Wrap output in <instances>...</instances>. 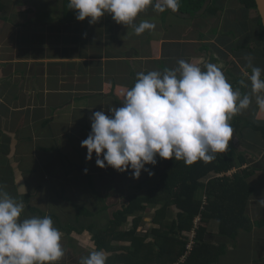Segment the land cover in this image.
I'll list each match as a JSON object with an SVG mask.
<instances>
[{"label":"crops","instance_id":"obj_1","mask_svg":"<svg viewBox=\"0 0 264 264\" xmlns=\"http://www.w3.org/2000/svg\"><path fill=\"white\" fill-rule=\"evenodd\" d=\"M158 2L153 0V4ZM235 2L229 6L231 0H226V11L216 15L203 12L195 16L197 11L192 16L188 0L178 10L190 14L189 19L150 5L138 14L134 25L148 20L155 28L136 35L133 25L118 24L108 13L91 24L89 18L78 21L76 11L68 7L69 0H0V186L24 203L20 220L41 217L28 211L29 206L50 216L53 226L55 220L76 224L74 206H79L93 214L86 222L103 228L113 212L127 205V196L144 195L155 186L158 177L153 173L142 170L139 178H133L130 169L118 172L96 166L95 153L90 161L85 159L87 149L81 142L91 131L90 117L96 111L110 116L109 108L122 106L137 73L175 69L181 59L220 62L228 82L230 73L242 76L249 59L264 70L258 58L243 56L236 48L246 33L239 30L243 14ZM242 79L248 85L243 86V95H250L252 102L235 118L255 128H241L240 136L233 131L226 154L240 168L217 178L251 170L247 182L253 195L246 214L254 225L236 244L227 245L218 264H264V224L256 225L264 220L260 203L264 200V110L258 107L250 82ZM20 185L26 188L25 195L18 191ZM197 197H206L205 191L200 189ZM160 208V204L147 205L138 214L142 218L138 232L158 227L153 219ZM176 213L168 206L163 221L171 222ZM133 218L124 229L131 227ZM207 226L204 242H224L215 222ZM62 233V258L69 251L88 254L96 250L88 233ZM148 240H153L152 234Z\"/></svg>","mask_w":264,"mask_h":264},{"label":"clouds","instance_id":"obj_2","mask_svg":"<svg viewBox=\"0 0 264 264\" xmlns=\"http://www.w3.org/2000/svg\"><path fill=\"white\" fill-rule=\"evenodd\" d=\"M150 5L159 12H176L180 0L155 4L153 0H69L68 7L76 11L78 21L89 18L91 24L108 13L118 24L133 25L134 33L140 35L155 28L148 20L134 25L138 14ZM222 68L220 62L181 59L175 69L137 73L122 106L109 108L110 116L93 112L91 131L81 142L87 149L85 159L90 161L95 153L96 166H109L118 172L130 169L133 178H139L142 170L152 175L145 165H155L157 156L192 164L210 162L215 153L226 152L233 137L229 121L247 109L252 98L233 89ZM262 73L264 70L253 66L250 59L241 70L258 107L264 110ZM239 83L248 86L245 79ZM17 189L26 194L23 185ZM260 203L264 205V200ZM24 208L22 201L0 186V264H56L65 254L60 242L63 233L47 215L20 220ZM108 256L104 250H92L79 264H107Z\"/></svg>","mask_w":264,"mask_h":264},{"label":"trees","instance_id":"obj_3","mask_svg":"<svg viewBox=\"0 0 264 264\" xmlns=\"http://www.w3.org/2000/svg\"><path fill=\"white\" fill-rule=\"evenodd\" d=\"M207 1L210 0H191V15L194 16ZM237 1L241 7V14H243L241 18L244 22L239 26V30L243 28L246 35L243 41L236 43V48L242 50L241 55L250 54L264 65V32L255 2L254 0ZM184 2L188 0H180L179 8ZM225 11L226 0H212L206 13L216 15ZM231 33L233 34V31ZM234 48H230L231 53ZM259 67L262 69L261 66ZM246 70L251 71L250 68ZM230 75L232 78L229 83L233 89H238L243 95V86L239 83L242 76L236 77L232 73ZM235 117L236 115L229 123L239 136L241 128H255ZM262 133H264L263 129ZM156 160L155 165H145V168L158 177L155 186L149 188L144 195L127 196V205L113 212L111 219L103 228L97 229L93 223L86 222L85 220L93 214L82 207L74 206L76 224H78L62 232L77 235L88 233L93 247L109 254L107 264H218L220 257L226 253L227 245L236 244L238 237L242 233L251 231L254 225L246 214L248 203L253 195V187L247 182L251 170L246 168L238 170L231 177L217 178L219 174H225L233 168H240L226 152L215 153L214 159L210 162L198 160L187 164L184 160H165L159 156ZM206 179H208L207 183H205ZM200 189L205 191V204L202 198L197 197ZM28 199L29 196L24 198L26 205ZM158 204L161 208L155 211L153 219V223L158 227L148 233L138 232V226L142 220L138 214L144 212L147 205ZM170 205L177 210L176 217L171 222L163 221L166 209ZM26 208L31 213L44 217L38 210L29 206ZM83 217L85 219L81 220ZM130 217H134L132 225L126 230L123 227ZM196 218H199L197 223H195ZM211 221L217 224V234L224 239V242L219 244L204 242V236L208 231L207 225ZM263 224L264 220H259L256 225L259 227ZM192 231H194L193 238ZM151 234L153 240L149 241ZM190 241L193 242L192 249L185 256L184 262H181ZM113 243L120 245L114 246ZM79 262L76 259L64 263L56 262V264H79Z\"/></svg>","mask_w":264,"mask_h":264},{"label":"water","instance_id":"obj_4","mask_svg":"<svg viewBox=\"0 0 264 264\" xmlns=\"http://www.w3.org/2000/svg\"><path fill=\"white\" fill-rule=\"evenodd\" d=\"M254 2H255L256 11H257V14H258V16L260 18L261 25H262L263 32H264V0H254ZM209 4H210V1H207L203 5L202 9L195 14V16L201 15L203 12H206ZM169 10H170V12H172L174 15L178 16L179 18H183V19L191 18V15L186 13V12H183V11H180V10H177L176 12H173L171 9H169ZM263 51H264V41H263Z\"/></svg>","mask_w":264,"mask_h":264},{"label":"rangeland","instance_id":"obj_5","mask_svg":"<svg viewBox=\"0 0 264 264\" xmlns=\"http://www.w3.org/2000/svg\"><path fill=\"white\" fill-rule=\"evenodd\" d=\"M235 5L236 4V2H235V0H231V3L230 4H228L229 6H231V5ZM181 7V6H180ZM183 9H184V7H182ZM200 11V10H199ZM194 18V17H193ZM76 222V221H75ZM54 223H55V226L54 227H56V228H59V229H61V231L62 230H64V229H67L68 227H70V226H73V227H76L77 226V224H74V223H70V222H66V220L65 221H59V220H55L54 221ZM85 224H86V222H84ZM143 234V233H142ZM72 251H69V256L68 257H66V258H61L58 262L59 263H61V262H66V261H68V259L69 260H71V261H73V260H78V261H80L81 260V258L82 257H87L88 255H89V253L88 254H80L79 252L78 253H75V252H72ZM77 254V255H76ZM79 255V256H78ZM65 259H67V260H65ZM65 260V261H64Z\"/></svg>","mask_w":264,"mask_h":264},{"label":"built area","instance_id":"obj_6","mask_svg":"<svg viewBox=\"0 0 264 264\" xmlns=\"http://www.w3.org/2000/svg\"><path fill=\"white\" fill-rule=\"evenodd\" d=\"M205 203H206V197L203 198V204H205ZM198 221H199V218H196L195 223H197ZM191 237L192 238L194 237V231H192ZM192 245H193L192 241H190L189 244H187V246H186V254L184 255V257L181 258V262H184L185 256H187L189 254V252L191 251V249H192Z\"/></svg>","mask_w":264,"mask_h":264}]
</instances>
